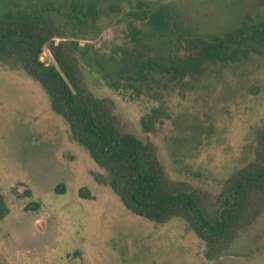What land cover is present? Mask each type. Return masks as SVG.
<instances>
[{
    "label": "rangeland",
    "instance_id": "1",
    "mask_svg": "<svg viewBox=\"0 0 264 264\" xmlns=\"http://www.w3.org/2000/svg\"><path fill=\"white\" fill-rule=\"evenodd\" d=\"M74 3L82 14L96 4V31L68 22ZM46 6L67 37L81 38L100 57L132 47V25L167 53L175 36L224 37L264 23V0H0V17ZM157 14L167 28L148 25ZM248 48L237 64L209 67L202 78L178 85L156 77L139 95L112 89L92 63L80 65L89 90L114 104L123 131L155 145L170 182L214 205L224 183L264 148V41ZM44 62H52L48 50ZM153 112L160 119L146 133L142 120ZM105 178L41 85L0 66V195L10 208L0 225V264H264V203L211 261L187 223L155 225L130 214ZM61 184L65 195L56 193ZM81 190L91 199H82Z\"/></svg>",
    "mask_w": 264,
    "mask_h": 264
},
{
    "label": "trees",
    "instance_id": "2",
    "mask_svg": "<svg viewBox=\"0 0 264 264\" xmlns=\"http://www.w3.org/2000/svg\"><path fill=\"white\" fill-rule=\"evenodd\" d=\"M76 5L69 11L68 22L96 31V4H90L85 14L78 12ZM47 10L49 6L42 12L8 11L0 17V66L22 70L41 85L54 112L69 124L73 141L105 171L103 182L130 214L155 225L173 220L187 223L206 245L207 258L214 261L247 228L264 203V148L257 162L236 171L224 183L221 197L210 205L199 191L170 182L150 140L143 142L123 131L112 101L97 98L89 90L80 59L88 66L92 63L112 89H136L139 95L156 77L178 85L202 78L209 67L241 62L250 52L248 47L264 41V23L245 25L224 37L197 33L175 36L167 53L157 52L150 46L153 38L132 25V47L100 57L97 51L89 53L82 47L81 38L67 37L55 13ZM148 25L161 29L168 23L157 14ZM46 50L51 64L44 62ZM159 119L156 112L144 117V131H153ZM56 193L65 195V184L59 185ZM79 195L91 199L86 190ZM9 215L10 208L0 195V225Z\"/></svg>",
    "mask_w": 264,
    "mask_h": 264
}]
</instances>
